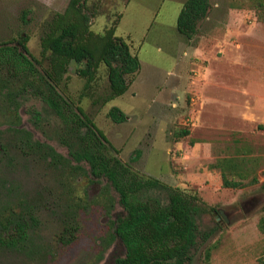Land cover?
Listing matches in <instances>:
<instances>
[{"label": "rangeland", "instance_id": "rangeland-1", "mask_svg": "<svg viewBox=\"0 0 264 264\" xmlns=\"http://www.w3.org/2000/svg\"><path fill=\"white\" fill-rule=\"evenodd\" d=\"M185 1L87 0L90 29L101 34L114 26L115 35L125 38L137 55L140 68L128 91L110 100L106 66L98 67L85 88V79L76 73L81 65L72 61L57 88L60 103L64 109L66 102L70 112L79 106L119 151L122 162L204 203L198 221L212 234L193 264H264V233L258 229L264 216V23L247 6L209 0L207 17L188 39L175 27ZM68 3L0 0V42L27 35L30 53L47 67L41 37L45 25ZM17 101L22 104L19 126L67 156L64 142H69L73 124H64L40 92L29 90ZM112 107L126 115L125 122L108 117ZM3 108L0 98V130L9 122ZM35 113L38 119L32 120ZM181 129L189 134L179 138ZM1 135L6 150L0 154V209L19 199H37L39 209L33 212L37 224L32 253L1 251L0 264H116L123 246L101 240L110 218L122 210L117 204L111 215L102 209L105 180L90 182L83 170L71 175L43 159L20 158L5 142L6 134ZM239 155L252 159L257 183L224 188L220 172L209 165ZM57 190L82 199L69 244L58 241L62 226L56 208L46 207L45 199L51 200ZM219 211L227 223L220 218V225L215 224ZM209 246L214 248L206 263L203 254Z\"/></svg>", "mask_w": 264, "mask_h": 264}, {"label": "trees", "instance_id": "trees-1", "mask_svg": "<svg viewBox=\"0 0 264 264\" xmlns=\"http://www.w3.org/2000/svg\"><path fill=\"white\" fill-rule=\"evenodd\" d=\"M231 2L234 8L247 6L253 10L257 21L264 23V0ZM86 4L87 0H69L64 12L57 13L45 25L41 37L42 57L48 62L45 68L30 53L27 35L21 33L17 38L0 42V98L4 103L2 112L9 119L7 128L0 130V145L5 146L1 134H6L5 142L23 150L30 160L38 153V157L60 171L72 175L74 171L83 170L90 182L105 180L100 195L102 209L111 215L117 204L122 210L116 218H110L107 233L101 240L106 245L119 241L123 246L124 254L116 259V264H193L196 252L212 234V230H203L198 221L205 212L202 209L204 203L196 195L140 174L122 162L119 151L79 106L65 114L61 97L55 91L72 61L81 65L76 73L85 79V88L94 80L98 67L106 66L110 100L126 93L139 71L137 55L132 54L125 38L115 35L114 26L101 34L90 29ZM209 8V0H186L176 18L178 33L192 39ZM26 16L24 13V21ZM26 90L40 92L41 98L62 120L73 124L67 143L70 160L62 159L52 149L32 141L30 132L19 126L20 103L17 99ZM108 117L115 123L127 119L116 107L109 110ZM188 134L187 129H181L178 137ZM252 163L246 155L229 156L217 159L209 169L220 172L222 187L240 189L257 183ZM262 186L264 188V184ZM52 197L45 201L46 207L54 205L59 215L62 230L58 241L69 244L77 229L75 216L82 199L74 200L63 190L53 192ZM35 202L19 199L17 203L8 204L4 211L0 209L5 212L0 213V252L32 253L37 224L33 212L39 209L37 199ZM215 224L220 225L216 219ZM258 229L264 233V216L258 222ZM213 248H205L203 258L206 263Z\"/></svg>", "mask_w": 264, "mask_h": 264}, {"label": "flooded vegetation", "instance_id": "flooded-vegetation-1", "mask_svg": "<svg viewBox=\"0 0 264 264\" xmlns=\"http://www.w3.org/2000/svg\"><path fill=\"white\" fill-rule=\"evenodd\" d=\"M28 90H26L25 92H27ZM55 91L60 95V93H59V91L57 90V88H55ZM18 98H21V97H18ZM62 99H63V97H62ZM44 101V100H43ZM45 102V101H44ZM65 102V101H64ZM45 104L46 105H48L46 102H45ZM21 106H22V104L20 103V106H19V109L21 108ZM48 107L62 120V118L55 112V110L54 109H52L49 105H48ZM19 109H18V114H19ZM69 109V106H68V104L65 102V104H64V112H65V114H69L70 113V111L68 110ZM35 116H37V114L35 113V114H33V116L31 117L32 118V120L33 119H35V120H37L38 118L37 117H35ZM63 121V123L64 124H66L67 122H65L64 120H62ZM68 124V123H67ZM27 130V129H26ZM29 131V130H28ZM30 132V135H31V140L32 141H37V142H39L40 144H41V146L42 147H48V148H50V149H52L59 157H61L62 159H68V160H70L71 159V157H70V154H69V146H68V144L66 143V142H64V146L66 147V149H67V151H68V154H67V156H63L62 154H60L58 151H56L55 150V148L53 147V146H51L50 144H48V143H45V142H40L39 140H37V139H35L34 137H33V135H32V133H31V131H29ZM22 147V149L24 148L23 146H21ZM15 149V150H14ZM13 149V151L16 153V156H18V157H20V158H25V157H27V156H25L24 154H23V150L21 151V149L20 148H14ZM5 150H6V148L4 147V146H2V145H0V154H1V156H3L4 154L3 153H5ZM38 153H36L35 154V157H37V158H39V159H41L40 157H38ZM40 156V155H39ZM48 161H51L49 158H48ZM218 216H219V218H222V215H223V213H222V215H220L219 213L217 214ZM216 215V216H217ZM223 219V218H222ZM219 222V221H218Z\"/></svg>", "mask_w": 264, "mask_h": 264}, {"label": "water", "instance_id": "water-1", "mask_svg": "<svg viewBox=\"0 0 264 264\" xmlns=\"http://www.w3.org/2000/svg\"><path fill=\"white\" fill-rule=\"evenodd\" d=\"M218 213H219L220 215H222V212H221V211H219ZM222 218H223L224 222L227 223V220L224 218V215H222ZM215 219H216L217 221H219L220 218H219L218 216H216Z\"/></svg>", "mask_w": 264, "mask_h": 264}]
</instances>
